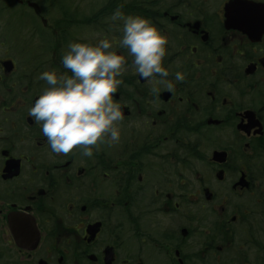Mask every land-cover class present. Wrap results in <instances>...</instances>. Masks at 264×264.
Returning <instances> with one entry per match:
<instances>
[{"label": "flooded vegetation", "instance_id": "1", "mask_svg": "<svg viewBox=\"0 0 264 264\" xmlns=\"http://www.w3.org/2000/svg\"><path fill=\"white\" fill-rule=\"evenodd\" d=\"M106 4L165 35L174 90L114 43L120 139L83 157L52 152L28 115L55 62L27 50L56 35L45 7L0 0V264H264V0ZM108 20L86 19L94 43L118 42Z\"/></svg>", "mask_w": 264, "mask_h": 264}, {"label": "clouds", "instance_id": "2", "mask_svg": "<svg viewBox=\"0 0 264 264\" xmlns=\"http://www.w3.org/2000/svg\"><path fill=\"white\" fill-rule=\"evenodd\" d=\"M118 6L111 14L112 25L118 27V42L101 38L95 43L70 41L61 57L63 68L58 73L45 70L38 79L47 87L28 110V115L39 123L41 132L54 153L67 154L79 146L83 157H92L99 144L111 146L120 139L118 122L122 121L121 104L114 100L126 71L125 57L117 54L113 44L127 50L132 67L140 78H158L168 91L174 90L167 68L162 66L166 55L167 38L157 26L139 14H125ZM173 79L184 80L183 72L176 71ZM154 93L158 89L153 87Z\"/></svg>", "mask_w": 264, "mask_h": 264}, {"label": "rangeland", "instance_id": "3", "mask_svg": "<svg viewBox=\"0 0 264 264\" xmlns=\"http://www.w3.org/2000/svg\"><path fill=\"white\" fill-rule=\"evenodd\" d=\"M38 2L42 5V7H45V11H44V15L43 17L47 20L46 21V30H43L44 34H54L56 33V35L52 36V39H50V37H48V35H46L43 39L40 40V36L37 39V44H34L35 48H30L27 49L29 50H35L36 52L33 55H39V56H45L46 59H51L53 56V59H55L54 62V67L53 69H55L58 73H65L67 72L69 75H71L70 70H67L65 68H63V65L61 64V60L58 59V55H63V53L67 50V45L70 41H79V42H91L93 43L94 38H99V34L97 33L98 28H96L95 26L93 27L92 23H85V21H83L82 25H77V24H70L69 27L67 28V30H69L66 34V37H62V35L64 34V26H66L67 24H69V20L70 18H68V16H66V14H63L65 12H67V8L70 9V11H77L75 14L78 16L75 17L76 15L73 14L74 18H80L82 16L84 17H89V18H97L99 19V22L103 25L105 23H107L109 20V17L106 15V13H111V9L110 6H108L107 0H65V6L63 7V9L65 11H62V8H59V2H61L60 0L56 1L48 10V7L45 6V1L43 0H38ZM41 2H44V4H42ZM102 9V12H100ZM104 9H106L104 11ZM104 11V12H103ZM95 14H101V16H96L93 17ZM82 19H85V18ZM108 20V21H107ZM77 22V21H75ZM38 29V33L41 32L42 33V27L40 25V23L37 24ZM76 36V37H75ZM48 37V38H47ZM62 37V38H61ZM42 38V37H41ZM55 38H59L58 43H61L60 46H56V43L54 45H52V41L55 40ZM47 40L49 41V43L47 42ZM50 44V45H49ZM37 45V46H36ZM49 45V46H47ZM47 47V51L45 52L44 49H46ZM53 50L54 55L51 54V51L49 50ZM56 67V68H55Z\"/></svg>", "mask_w": 264, "mask_h": 264}, {"label": "trees", "instance_id": "4", "mask_svg": "<svg viewBox=\"0 0 264 264\" xmlns=\"http://www.w3.org/2000/svg\"><path fill=\"white\" fill-rule=\"evenodd\" d=\"M61 8H62V11H65V10H63V6H61ZM75 13H76V11L75 12L74 11H70L68 14H67V12L63 13V14H66V16H68V18H70V20L68 21L69 24H67L66 26H64V28H65L64 31H63L64 33L66 32V30L69 27V25L72 24V22L74 24L77 23V22L74 21L75 18L73 17V14H75Z\"/></svg>", "mask_w": 264, "mask_h": 264}]
</instances>
